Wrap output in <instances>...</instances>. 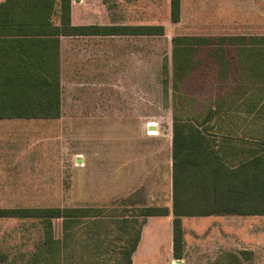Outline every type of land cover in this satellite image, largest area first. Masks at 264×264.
Wrapping results in <instances>:
<instances>
[{"label":"rangeland","instance_id":"obj_1","mask_svg":"<svg viewBox=\"0 0 264 264\" xmlns=\"http://www.w3.org/2000/svg\"><path fill=\"white\" fill-rule=\"evenodd\" d=\"M235 1L181 0L180 20L174 22L170 0H110L112 29L136 20L162 26L163 33L143 34L142 63H112L109 88L106 85L104 91H90L82 94L81 100H74L67 84L63 115L57 119H23L22 123L33 126L21 135V147L16 145V157L23 160L16 164V187L13 194L0 196V207L4 208L58 206L86 207L89 211L68 228L63 227L62 217H0V264H88L92 260H96L93 264H101L100 260L112 264L116 257L126 254L123 247L131 248L124 240L134 236L138 225L133 219H143L140 214L146 207L172 209L174 114L181 120H202L207 104L229 90L233 92L240 81L246 85L241 96H260L258 91H250L251 82L264 81L263 73L253 71L260 73L256 64L264 63V47L251 38L264 35V21L257 19L254 9L247 10L246 3L242 12H236L243 16L241 20L233 18ZM88 2L91 21L101 24L102 0ZM257 5L259 9L262 2ZM55 19H59L58 13ZM190 35L204 40L195 43L182 38ZM174 38H178L175 43ZM260 67L264 71V65ZM233 98L230 113L240 115L246 107ZM177 104L182 107L176 109ZM80 111L84 115L76 114ZM234 114L225 121L212 122L216 124L212 130L218 133L217 144L228 162H237L264 145V109L255 119L244 121ZM38 124L46 128L34 130ZM225 134L243 137V142L224 141ZM37 159L40 162L34 163ZM124 160L128 163L126 171ZM222 217L185 216L183 221ZM231 217L245 221L253 218ZM109 220L111 235L104 228ZM93 221L98 223L96 231ZM86 222L91 223L90 228ZM88 229L97 233L99 247L93 248V237L87 243L84 236ZM104 231L111 243L102 238ZM48 234L54 243L49 244ZM89 248L90 261L85 259Z\"/></svg>","mask_w":264,"mask_h":264},{"label":"trees","instance_id":"obj_2","mask_svg":"<svg viewBox=\"0 0 264 264\" xmlns=\"http://www.w3.org/2000/svg\"><path fill=\"white\" fill-rule=\"evenodd\" d=\"M56 1L3 0L0 2V108L6 107L10 109L6 112H11L9 115L1 116L42 118H58L61 116L60 35H69L74 31L91 32L96 29L101 30L102 27L97 25L73 26L70 18L71 0H60L59 21L57 22L55 19L57 14ZM180 5L181 0H170L171 19L174 22L180 20ZM115 28L112 29V32H128L135 29L144 35L163 33L162 26L142 25ZM182 38L195 41V43L204 40L194 35L183 36ZM251 39L264 47V35L254 36ZM176 40L178 38H174V43ZM226 40L233 43L229 37H226ZM258 51H261V49H258ZM262 64L264 65V63ZM261 65L260 63L256 64L258 70H260L259 74L256 70L253 71L257 75L263 73L264 77ZM23 76L29 82L22 85V83L15 81L23 78ZM6 80L11 82L14 80V82L1 84V81ZM251 83L250 92L258 91L260 93V96L255 99L252 93L247 97L240 95L246 93V91L240 93L242 88H246L245 83L240 81L236 84L237 86L233 92L229 90L219 99L207 104L205 107L206 114L202 120L197 117L181 120L175 117L174 114L172 225L173 251L176 258H181L183 254L182 216L264 215V145L256 150H251L237 162H228L224 159L225 153L221 152L220 144H217L219 142L218 133L212 130V127L216 125L212 122L216 123V120L225 121L234 114L230 113L233 108L231 106L233 97L242 107H246L244 112L239 113L242 116V121L252 117L255 119L258 112L263 111L264 81ZM228 103L230 106L224 108V105ZM178 107H182V104L179 106L177 104L176 109ZM255 112L256 114H254ZM186 126L188 132L185 131ZM208 133L209 137L207 136ZM225 135L224 141L241 139L243 142V137ZM196 137L198 138L195 139ZM247 140L245 139L244 142H247ZM224 147L222 144V148ZM88 211L86 207L58 206L0 208V217H43L48 220L54 217H62L63 227L68 228L73 222H79L78 219L86 216ZM168 214H170V209L165 206L146 207L140 214L143 219H138L139 221L133 219L134 225H138L134 236L130 237L131 235L126 233L128 241L124 240V243L131 244V248L123 247L122 252H126V254L116 257L112 264H131L132 253L137 247L141 229L147 217ZM110 221L108 223L104 222V228H108L107 231H110L109 235L113 231V228L110 230ZM90 224L86 222L87 228H90ZM95 226H98V223L93 221L94 231L97 229ZM104 234L102 238L106 237L108 243H111L108 233L104 231ZM84 237H86L87 243L90 242L91 237L95 238L96 243L93 244V248L96 247L98 243L97 233H92L88 229ZM48 239L49 244L54 243L52 235L48 234ZM100 244L97 246L99 247ZM90 250L91 248L88 249L89 253L85 256L88 261L91 260ZM94 262L96 260H92L88 264ZM98 263L105 264L102 260Z\"/></svg>","mask_w":264,"mask_h":264},{"label":"crops","instance_id":"obj_3","mask_svg":"<svg viewBox=\"0 0 264 264\" xmlns=\"http://www.w3.org/2000/svg\"><path fill=\"white\" fill-rule=\"evenodd\" d=\"M88 1L90 0H71V24L73 26L97 25L102 29L91 32L74 31L69 35H60L61 115L64 114L63 97L67 84L70 86L69 90L73 94V99L81 100L87 92L100 89L104 91L106 85L109 88L112 63H142L143 34L135 29L128 32H112L114 25L111 22V8L108 4L110 0H102L104 4L102 23L95 24L91 21L92 6ZM260 2H262V6L257 9V3ZM245 3L247 10L254 9L258 14L257 19L264 21V0H236L232 7L233 18L241 20L243 16L236 15V12H242ZM58 4H60V0L56 1L57 13ZM122 6L123 4L120 10ZM247 10L244 13L248 14L250 18V13ZM121 14H123V10ZM121 14L119 13V15ZM119 24V26L131 27L143 25L141 21L137 22L136 20L129 24L124 22ZM15 81L22 85L29 82L24 79V76ZM1 82V84H8L13 83L14 80L13 82L9 80ZM8 110L10 109L6 107L0 108V196L13 194L16 187V164L23 162L21 156L16 157V145H21L24 140H21V135H24L25 129H30L33 126L30 123H22V120L47 119L1 116L9 115L11 112H6ZM76 114L84 115L82 111ZM16 128L19 131L16 132ZM45 128L38 124L34 130ZM25 143L23 142L22 146ZM33 162L39 163L40 160H33ZM122 164L126 171L128 163L124 160ZM18 170L20 169L18 168ZM170 192H172V180ZM233 215L236 214H224L222 219L188 222L183 221L185 216H182L183 254L181 258H176L173 251L172 209L168 215L148 216L142 226L137 247L132 253L131 264H264V219H253L262 218L264 215H244L253 216L249 221L232 218Z\"/></svg>","mask_w":264,"mask_h":264}]
</instances>
